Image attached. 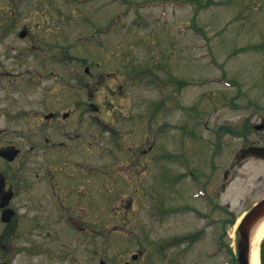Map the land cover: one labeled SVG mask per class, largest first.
I'll list each match as a JSON object with an SVG mask.
<instances>
[{"label": "rangeland", "instance_id": "obj_1", "mask_svg": "<svg viewBox=\"0 0 264 264\" xmlns=\"http://www.w3.org/2000/svg\"><path fill=\"white\" fill-rule=\"evenodd\" d=\"M0 22V122H37L48 110L59 117L70 113L66 122L80 125L89 141L88 168L109 169L99 171L106 174L104 179H94L100 183L98 194L105 193L101 236H54L46 245L52 256L9 254L10 261L234 260L240 222L264 197V161L250 159L231 179L224 178L237 153L264 136L254 128L264 121V0H0ZM23 29L28 31L26 39L19 38ZM86 35L101 41H83ZM52 55L58 61L54 67ZM222 77L236 86L209 83ZM48 88L51 92L45 93ZM248 128L244 139L228 134ZM54 135L62 137L61 131ZM216 139L221 147L214 154ZM28 141L26 152L37 143ZM150 149L152 153L141 155ZM79 158L71 161H82ZM50 160L26 153L32 182L39 183L36 173L50 170ZM186 162L196 179L186 173ZM205 180L218 203L230 204L231 215L209 216V203L188 200ZM147 183L152 185L148 195ZM33 194L28 189L26 199ZM35 209L34 202L27 201L26 230L31 228L32 234L20 243L26 248L39 243L31 227ZM219 235L226 245L222 252ZM140 252L139 260L132 261Z\"/></svg>", "mask_w": 264, "mask_h": 264}, {"label": "flooded vegetation", "instance_id": "obj_2", "mask_svg": "<svg viewBox=\"0 0 264 264\" xmlns=\"http://www.w3.org/2000/svg\"><path fill=\"white\" fill-rule=\"evenodd\" d=\"M42 62L47 64L45 57H42ZM57 62L56 55H52L53 67ZM52 73L53 70L49 69V74ZM51 90L52 88H48L45 93L51 92ZM6 97L7 102H10L8 95ZM44 101H49L48 97H44ZM91 106L99 112V108ZM69 116L70 113H64L59 117L57 112L48 110L40 114L37 122H0V264H17L10 261L9 254L31 252L35 255L50 254L52 256V250L46 245L54 236L67 237L72 232L79 240H83L103 234L104 216L100 209L105 203V193L104 196L98 194L97 188L100 183L94 182V179H102V177L104 179L106 177L104 173L109 169L104 166H98L97 169L88 168L85 157L88 153H85V150H87L86 144H89V141L80 125L66 122L70 119ZM95 124L99 126L97 122ZM25 126L28 128L26 129ZM259 127L261 129L258 131H264V122L255 125L254 128L257 130ZM77 129H80L81 133L71 135V132ZM57 131L62 133L60 140L54 135ZM228 134L232 137L231 133ZM247 137L244 136L243 139ZM25 140H36L37 143L33 144L26 152ZM215 143L214 154L221 147L217 144V139ZM250 147L264 148V136L252 140L237 153L236 159L232 160L224 171L226 180L231 179L233 173L250 159L264 161V158L251 156L243 158L244 150ZM36 148H40V150H36ZM151 149L145 150L141 155L152 153ZM26 153L34 155V157L44 156L51 159L50 170L45 171L42 175L35 174L34 180L37 178L39 183L31 181L29 177L31 173L25 168ZM13 155L14 157L11 158ZM76 155L80 156L79 159L82 161L72 162L71 159H74ZM136 158H138L137 154L131 160L132 167H136ZM99 171H104V173ZM114 171L116 173V169ZM223 187L225 188L226 185L224 184ZM28 189H31L34 194L26 199ZM151 189L152 185L147 183V195ZM205 190L209 199V216L217 212L231 215L229 203H218L215 196L207 189ZM31 196L32 198H30ZM132 199L137 201L136 194L132 195ZM27 201H33L36 207L35 216H31L34 220L31 227L39 243L34 248L20 245V243H24L27 233L32 234L31 228L26 230L25 207ZM219 221L231 222L230 219ZM5 253L7 254L6 258L4 257Z\"/></svg>", "mask_w": 264, "mask_h": 264}, {"label": "water", "instance_id": "obj_3", "mask_svg": "<svg viewBox=\"0 0 264 264\" xmlns=\"http://www.w3.org/2000/svg\"><path fill=\"white\" fill-rule=\"evenodd\" d=\"M25 32L21 33L25 37ZM88 71V70H87ZM255 157H264V149L250 148L245 151V155ZM14 157L11 156V158ZM264 219V199L257 204L250 213L242 220L239 226V243H238V261L239 264H250L251 241L254 228ZM134 260L138 259V255L133 256ZM128 264V263H126Z\"/></svg>", "mask_w": 264, "mask_h": 264}, {"label": "bare ground", "instance_id": "obj_4", "mask_svg": "<svg viewBox=\"0 0 264 264\" xmlns=\"http://www.w3.org/2000/svg\"><path fill=\"white\" fill-rule=\"evenodd\" d=\"M264 239V219L253 230L250 252V264L260 263V245Z\"/></svg>", "mask_w": 264, "mask_h": 264}]
</instances>
